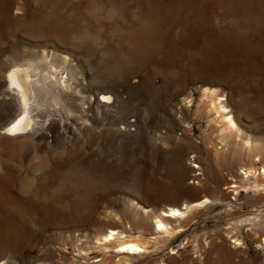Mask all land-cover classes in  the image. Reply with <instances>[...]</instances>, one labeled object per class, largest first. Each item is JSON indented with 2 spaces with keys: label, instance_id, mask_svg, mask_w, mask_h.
Instances as JSON below:
<instances>
[{
  "label": "rangeland",
  "instance_id": "1",
  "mask_svg": "<svg viewBox=\"0 0 264 264\" xmlns=\"http://www.w3.org/2000/svg\"><path fill=\"white\" fill-rule=\"evenodd\" d=\"M0 264H264V0H0Z\"/></svg>",
  "mask_w": 264,
  "mask_h": 264
},
{
  "label": "bare ground",
  "instance_id": "2",
  "mask_svg": "<svg viewBox=\"0 0 264 264\" xmlns=\"http://www.w3.org/2000/svg\"><path fill=\"white\" fill-rule=\"evenodd\" d=\"M22 70L16 69L11 73V83L12 85H16L19 87L22 99L25 105V111L20 114L15 120H13L7 127L4 128V133H22L27 128V117H28V95H29V86L27 85L26 76L21 72ZM41 89V88H40ZM108 99V95H102V101L104 99ZM220 107L226 108L224 105H221ZM231 124L234 125V122L231 120ZM184 211H182L179 208H170L168 211H164V214H162V217L158 219V223L160 226L163 224V219H169L177 217L179 214H182ZM107 240L111 242L110 239L115 238V235L113 232L108 233L106 235ZM121 252H127V253H136L139 251L144 250V247L142 244L135 243V242H127L121 244Z\"/></svg>",
  "mask_w": 264,
  "mask_h": 264
}]
</instances>
